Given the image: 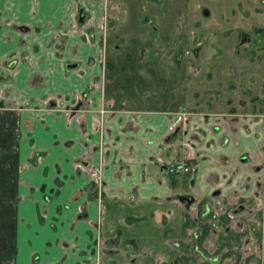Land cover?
<instances>
[{
    "label": "crops",
    "instance_id": "obj_1",
    "mask_svg": "<svg viewBox=\"0 0 264 264\" xmlns=\"http://www.w3.org/2000/svg\"><path fill=\"white\" fill-rule=\"evenodd\" d=\"M94 2L0 0V264H264V113L165 142L174 112L113 106L82 41ZM187 158L191 176L158 163Z\"/></svg>",
    "mask_w": 264,
    "mask_h": 264
},
{
    "label": "rangeland",
    "instance_id": "obj_2",
    "mask_svg": "<svg viewBox=\"0 0 264 264\" xmlns=\"http://www.w3.org/2000/svg\"><path fill=\"white\" fill-rule=\"evenodd\" d=\"M263 1L95 0L102 24L88 26L82 41L99 44L115 107L231 113L257 122L264 111ZM243 32L251 37L249 44H239ZM111 45L119 49L111 53ZM180 53L183 61L177 65ZM258 127L247 131L259 137Z\"/></svg>",
    "mask_w": 264,
    "mask_h": 264
},
{
    "label": "flooded vegetation",
    "instance_id": "obj_3",
    "mask_svg": "<svg viewBox=\"0 0 264 264\" xmlns=\"http://www.w3.org/2000/svg\"><path fill=\"white\" fill-rule=\"evenodd\" d=\"M263 10H264V8H263ZM204 11H208V10L207 9H203L202 10L203 15H204ZM208 15H209V11H208ZM89 18H90V16L88 15V13L85 12L84 8H79V10L77 11V18H76V24H77V26L78 27L83 26L84 23H86L89 20ZM81 19H83V21H80ZM251 40H252L251 37L248 34H246V33L243 32V33L240 34L239 44H241V45L242 44H249L251 42ZM118 49H119V46L118 45H111L109 47V52L113 53V52H115ZM260 50H261L262 55H263L262 58H260V60H261V63L264 65V44L261 45ZM195 51H196V54H195ZM198 51H199L198 49L193 51V54H194L195 57L198 56ZM154 55L155 54H152V58H154ZM182 59H183L182 54L181 53L178 54L175 57L176 64L177 65H180L181 62L183 61ZM101 62H102V60H101ZM102 68H103V71H105L106 68H107V65L105 63H103V62H102ZM105 77H106V75L104 74V79H105ZM263 77H264V75H263ZM208 78L211 79V76H209ZM260 81H261V83L263 85V92H264V78L261 79ZM112 85L113 84H111V87H112ZM105 86H106V84H105ZM90 88H92V87L90 86L89 89ZM106 90L107 91H110L107 88V86H106ZM232 90H233V86H231L229 88L230 93H231ZM120 91L123 93V89H121ZM262 96L264 97V93H263ZM80 107H81L80 105H76V107L74 109H71V113L74 114L75 112H77L80 109ZM118 107L122 108V107H124V104H120V105H118ZM137 110H152V109L140 108V109H137ZM172 112H174V111H172ZM262 112L264 113V111H262ZM192 115H196V114L195 113L189 114V113H187L183 109H181L178 114H176V113L171 114L170 117H174L173 119H174L175 123L171 126V128H170V134L165 138V142L166 141L167 142H170L172 140H175L178 137H181L182 134H183L182 127H183V125H186L187 123H189V120L191 119ZM204 115H206L207 117L209 116V114H204ZM216 116H218V115H216ZM231 116H232L231 119H233L234 121H238L239 120V118H235V116L233 114H231ZM246 118H249V117L246 116ZM183 146L189 148V143L186 142V144H184ZM158 163H159L160 168H162L165 171H167V173L169 175H171V176H191L197 170L196 163L193 162V160L192 159H189V158L182 159V160H178V161H171V162L166 161V160H163V159L162 160L159 159L158 160ZM82 165H84V164H82ZM85 166H88V165H85ZM262 168L264 169V164L261 166V169ZM171 169H172V171H171ZM97 181L95 180V182H93L92 185H95V183H98L100 186H102L103 181L100 179L99 176L97 177ZM182 197H192V196H182ZM181 203H185V204H187V206H190V205H192L194 203V198H193V202L192 203H188V202H181ZM261 206H262V209L264 211V198L262 199ZM217 215L218 214L216 213V216ZM228 216H229V218H233V215L232 214H229ZM262 226L263 227L261 228V230H262V232L264 234V223L262 224ZM262 251H263V256H264V248H263Z\"/></svg>",
    "mask_w": 264,
    "mask_h": 264
},
{
    "label": "water",
    "instance_id": "obj_4",
    "mask_svg": "<svg viewBox=\"0 0 264 264\" xmlns=\"http://www.w3.org/2000/svg\"><path fill=\"white\" fill-rule=\"evenodd\" d=\"M204 15L208 16V11H204ZM80 21H83V19H81ZM196 54V51H195ZM51 105H53V103H51ZM181 202H188V203H192L193 202V198L192 197H182L180 198Z\"/></svg>",
    "mask_w": 264,
    "mask_h": 264
},
{
    "label": "built area",
    "instance_id": "obj_5",
    "mask_svg": "<svg viewBox=\"0 0 264 264\" xmlns=\"http://www.w3.org/2000/svg\"><path fill=\"white\" fill-rule=\"evenodd\" d=\"M171 171H172V169H171Z\"/></svg>",
    "mask_w": 264,
    "mask_h": 264
}]
</instances>
